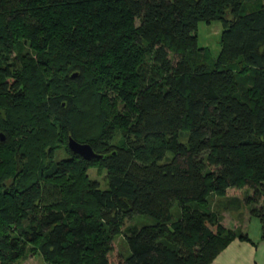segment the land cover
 I'll use <instances>...</instances> for the list:
<instances>
[{
    "label": "trees",
    "instance_id": "1",
    "mask_svg": "<svg viewBox=\"0 0 264 264\" xmlns=\"http://www.w3.org/2000/svg\"><path fill=\"white\" fill-rule=\"evenodd\" d=\"M251 1L0 0V264H111L116 235L128 254L114 264H208L247 240L210 211L228 189L248 191L264 235V0ZM212 21L208 62L195 28ZM138 215L153 224L123 227Z\"/></svg>",
    "mask_w": 264,
    "mask_h": 264
},
{
    "label": "rangeland",
    "instance_id": "2",
    "mask_svg": "<svg viewBox=\"0 0 264 264\" xmlns=\"http://www.w3.org/2000/svg\"><path fill=\"white\" fill-rule=\"evenodd\" d=\"M254 0L251 1V4ZM221 23L219 21H212L209 24L197 23L195 28L196 45L198 48L204 49L209 61H213L219 51L218 40L221 33ZM13 57V55H12ZM171 61H174V56L169 55ZM182 140V139H181ZM61 152L54 154V159L63 157ZM86 175L90 181L97 183L99 189H105L104 184V172L97 173L94 169H89ZM248 192V191H247ZM246 193V189L235 190L229 189L226 191L225 196L222 197H208L210 211L216 213L217 216H221V219L225 224L232 223L236 218L241 217L244 213H247V207L242 204L243 195ZM230 200V201H229ZM233 200L240 202L239 208H234ZM231 202V203H230ZM260 204H264V198L261 199ZM172 221H176L179 217V209L176 203L172 204L169 211ZM153 224V220L147 216H132L130 219L124 221L123 227H142ZM128 254L127 248L121 235H116L111 242V251L108 254V261L111 264L115 263L117 256H125ZM16 264H45L37 254H28L27 257L22 260L16 261Z\"/></svg>",
    "mask_w": 264,
    "mask_h": 264
},
{
    "label": "crops",
    "instance_id": "3",
    "mask_svg": "<svg viewBox=\"0 0 264 264\" xmlns=\"http://www.w3.org/2000/svg\"><path fill=\"white\" fill-rule=\"evenodd\" d=\"M219 219L223 228L239 232L245 235L247 240L233 239L208 264H264V235H260L258 221L248 213H244L232 223L225 224L221 216Z\"/></svg>",
    "mask_w": 264,
    "mask_h": 264
},
{
    "label": "water",
    "instance_id": "4",
    "mask_svg": "<svg viewBox=\"0 0 264 264\" xmlns=\"http://www.w3.org/2000/svg\"><path fill=\"white\" fill-rule=\"evenodd\" d=\"M74 78V74L70 76ZM4 137L0 134V142H3ZM66 147L68 151L84 161H89L90 159L99 158L100 156L94 154L87 144H80L75 142L73 139L68 138L66 142Z\"/></svg>",
    "mask_w": 264,
    "mask_h": 264
}]
</instances>
